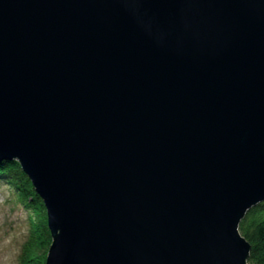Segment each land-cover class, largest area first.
Here are the masks:
<instances>
[{"label": "water", "instance_id": "obj_1", "mask_svg": "<svg viewBox=\"0 0 264 264\" xmlns=\"http://www.w3.org/2000/svg\"><path fill=\"white\" fill-rule=\"evenodd\" d=\"M45 264H248L264 200V0H0V160Z\"/></svg>", "mask_w": 264, "mask_h": 264}, {"label": "trees", "instance_id": "obj_2", "mask_svg": "<svg viewBox=\"0 0 264 264\" xmlns=\"http://www.w3.org/2000/svg\"><path fill=\"white\" fill-rule=\"evenodd\" d=\"M0 181L14 189L17 200L34 212L30 235L20 253V264H45L52 241L44 203L31 179L17 160H0ZM241 234L251 244L248 264H264V200L250 208L239 224Z\"/></svg>", "mask_w": 264, "mask_h": 264}, {"label": "rangeland", "instance_id": "obj_3", "mask_svg": "<svg viewBox=\"0 0 264 264\" xmlns=\"http://www.w3.org/2000/svg\"><path fill=\"white\" fill-rule=\"evenodd\" d=\"M34 216L31 208L17 200L14 189L0 181V264H20Z\"/></svg>", "mask_w": 264, "mask_h": 264}]
</instances>
